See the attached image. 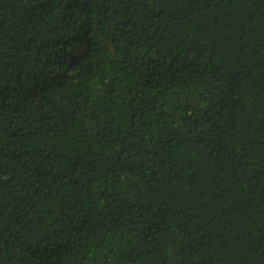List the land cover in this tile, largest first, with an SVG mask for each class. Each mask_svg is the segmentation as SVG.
Instances as JSON below:
<instances>
[{
    "label": "trees",
    "instance_id": "obj_1",
    "mask_svg": "<svg viewBox=\"0 0 264 264\" xmlns=\"http://www.w3.org/2000/svg\"><path fill=\"white\" fill-rule=\"evenodd\" d=\"M0 264H264V0H0Z\"/></svg>",
    "mask_w": 264,
    "mask_h": 264
}]
</instances>
